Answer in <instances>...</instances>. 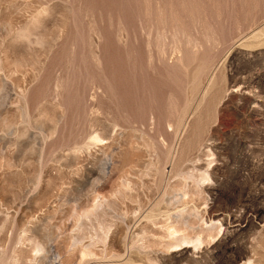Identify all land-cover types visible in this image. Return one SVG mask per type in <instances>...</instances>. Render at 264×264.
Here are the masks:
<instances>
[{
  "label": "rangeland",
  "instance_id": "374dc122",
  "mask_svg": "<svg viewBox=\"0 0 264 264\" xmlns=\"http://www.w3.org/2000/svg\"><path fill=\"white\" fill-rule=\"evenodd\" d=\"M0 264H264V0H0Z\"/></svg>",
  "mask_w": 264,
  "mask_h": 264
}]
</instances>
